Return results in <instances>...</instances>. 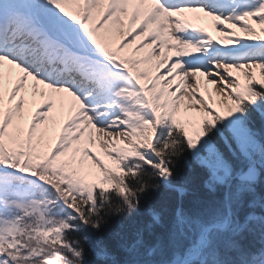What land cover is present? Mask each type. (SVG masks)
I'll return each instance as SVG.
<instances>
[{"label": "snow or ice", "instance_id": "6c2138e0", "mask_svg": "<svg viewBox=\"0 0 264 264\" xmlns=\"http://www.w3.org/2000/svg\"><path fill=\"white\" fill-rule=\"evenodd\" d=\"M0 264H264V0H0Z\"/></svg>", "mask_w": 264, "mask_h": 264}, {"label": "rangeland", "instance_id": "374dc122", "mask_svg": "<svg viewBox=\"0 0 264 264\" xmlns=\"http://www.w3.org/2000/svg\"><path fill=\"white\" fill-rule=\"evenodd\" d=\"M205 26L208 28V31H210L214 37V39H219L220 37L218 36L217 32L215 29H212L211 27H208L207 23L205 24Z\"/></svg>", "mask_w": 264, "mask_h": 264}]
</instances>
